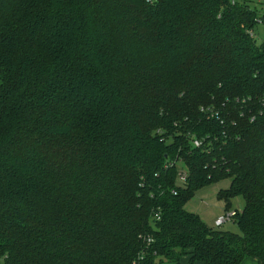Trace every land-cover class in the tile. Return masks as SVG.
Returning <instances> with one entry per match:
<instances>
[{"label": "trees", "instance_id": "trees-1", "mask_svg": "<svg viewBox=\"0 0 264 264\" xmlns=\"http://www.w3.org/2000/svg\"><path fill=\"white\" fill-rule=\"evenodd\" d=\"M224 180L241 234L186 209ZM246 258L264 264V11L0 0V264Z\"/></svg>", "mask_w": 264, "mask_h": 264}, {"label": "rangeland", "instance_id": "rangeland-1", "mask_svg": "<svg viewBox=\"0 0 264 264\" xmlns=\"http://www.w3.org/2000/svg\"><path fill=\"white\" fill-rule=\"evenodd\" d=\"M260 1L261 0H248L251 7H257L259 14L263 13L264 11V6L262 7V5L259 4ZM254 33L256 34L258 42H260L263 38V26L258 24L254 29ZM229 185L230 180H224L200 190L195 195V197L190 202H188L186 209L189 212L199 213L203 220L212 228H218L221 231L241 234L237 223H235L233 219L226 221L221 226H216L215 224L218 218L227 215L225 204L223 201L218 199L217 194L220 190L227 189ZM243 205L244 203L242 198H235L231 201V210H238L241 212ZM250 260V258H246L243 264H251Z\"/></svg>", "mask_w": 264, "mask_h": 264}, {"label": "built area", "instance_id": "built-area-1", "mask_svg": "<svg viewBox=\"0 0 264 264\" xmlns=\"http://www.w3.org/2000/svg\"><path fill=\"white\" fill-rule=\"evenodd\" d=\"M251 35H256V34L255 33L254 34L252 33ZM184 182H185V177L181 179V183H184ZM234 214H235L234 212L233 213H227L226 216H224V217H222V218H220V219H218L216 221V225L217 226H221L226 221H229Z\"/></svg>", "mask_w": 264, "mask_h": 264}, {"label": "crops", "instance_id": "crops-1", "mask_svg": "<svg viewBox=\"0 0 264 264\" xmlns=\"http://www.w3.org/2000/svg\"><path fill=\"white\" fill-rule=\"evenodd\" d=\"M186 206H187V205H186ZM196 214H198V215L200 216V218L203 220L202 216H201L199 213H196ZM222 217H223V216H221L220 218H222ZM220 218H218V219H220ZM218 219H217V220H218ZM217 220H216V221H217ZM203 221H204V220H203ZM204 222H205V221H204ZM205 223H206V222H205ZM206 224H207V223H206ZM215 224H216V223H215ZM216 226H217V225H216ZM250 259H251V260H250V261H251V262H250L251 264H257L256 261H255L254 259H252V258H250ZM248 260H249V259H248ZM253 261H254L255 263H254ZM243 262H244V261H243ZM183 263H186V264H187V261L185 260V262H183ZM242 264H243V263H242Z\"/></svg>", "mask_w": 264, "mask_h": 264}]
</instances>
